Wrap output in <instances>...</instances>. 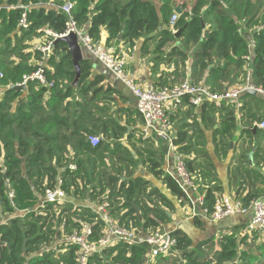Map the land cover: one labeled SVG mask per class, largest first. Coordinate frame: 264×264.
Returning a JSON list of instances; mask_svg holds the SVG:
<instances>
[{"label":"trees","instance_id":"1","mask_svg":"<svg viewBox=\"0 0 264 264\" xmlns=\"http://www.w3.org/2000/svg\"><path fill=\"white\" fill-rule=\"evenodd\" d=\"M66 2L0 0V264H78L79 247L66 239L79 233L82 225L93 228L90 243L104 235L103 223L90 206L107 204L109 215L120 226L141 236L154 234L170 223L168 214L173 208L168 199L158 188L149 189V181L132 177L137 165L119 141L134 132H128L129 128L122 126L119 119L109 116L108 107L100 106L102 93L109 102L113 95L120 96L119 92L109 83L106 88L98 87L106 81L102 74L89 80V59L80 62V78L76 87L72 86L75 72L67 55L68 46L58 40L66 32L67 16L48 6H63ZM69 2L75 26L93 44H102L103 31L107 34V47L120 41L132 49L145 36V43L155 40L153 72L163 63L184 62L191 53L199 75H204L203 84L194 83L220 94L225 87L218 82L229 80L230 74H244L243 68L248 65L250 85L264 92V16H260L264 1L257 4L251 0H196L190 11L182 12L174 22L172 29L182 30L180 44L168 54L165 47L177 41L170 28L175 0H159V9L152 0ZM23 16L26 29L19 25ZM242 25L245 29L241 31ZM245 33L252 35V47ZM36 39L41 40V47L52 43L47 56L31 44ZM38 70L52 85L50 88L32 81L26 83L23 91L9 89ZM167 86L160 80L153 88L161 90ZM184 102L188 104L186 97L181 105ZM206 106L213 108V104L204 103L203 110ZM233 123L231 118L223 122L222 134L232 131ZM183 129L177 132L172 144L196 195L203 198V209L211 214L217 202L215 193L221 192V188L201 180L215 169L208 154L192 145ZM90 136H101L96 147L89 144ZM127 138L130 140V136ZM134 148L142 166L182 207L187 204V195L162 170V158L154 151ZM198 158L201 163H197ZM70 165L75 170L69 169ZM128 169L126 177L132 178L122 181L121 176ZM252 174L253 182L262 187L254 186L246 193L240 202L244 208L264 197V176L256 171ZM57 188L64 192L65 199L61 203H42L45 192ZM81 200L85 202L79 204ZM88 202L96 206H87ZM192 223L201 229L198 217L192 218ZM170 235L175 240L172 254L149 264H264V232L253 230L240 235L220 230L196 244L181 229ZM147 261L144 244L118 242L102 250L101 255L90 257L88 264Z\"/></svg>","mask_w":264,"mask_h":264},{"label":"crops","instance_id":"2","mask_svg":"<svg viewBox=\"0 0 264 264\" xmlns=\"http://www.w3.org/2000/svg\"><path fill=\"white\" fill-rule=\"evenodd\" d=\"M120 1L122 3L126 2V0ZM195 1L196 0H175V9L180 7L181 14L182 12H189ZM152 2L157 9L160 8L159 0H152ZM177 32L178 31H172L173 35ZM245 37L251 45L253 43L252 35L250 33H245ZM106 38L107 34L103 31L102 46H105L104 40H106ZM145 39L146 36L137 41L132 49H129L120 41L119 43H112L110 47L105 46L106 48L113 49L116 55L125 58V73L137 87L141 89L153 87L154 84H157L160 80L161 83L166 82L168 85L179 84L185 80L203 84L204 75H199L191 59V53L186 61L181 62L177 60L169 64L163 63L159 65L156 72H153L152 67L155 57L154 48L156 41L152 40L145 43ZM176 39L177 41L175 43L165 47V54H168L172 47L180 44L178 41L179 38ZM34 41L39 43V46L37 45L35 47H41L42 42L40 39ZM81 53L83 59H89L91 62V75L89 80H92L97 75H101L103 68L97 61L89 57L82 50ZM148 59L149 62L147 64L146 62ZM210 68L212 67L208 69L210 70ZM243 71L245 72L244 74H240L236 77H232V74H230L229 80L219 81L218 83L223 85V89L225 87L224 91L228 89H241L247 82V79L248 82H250L251 70H249L248 65L244 66ZM208 75L209 72L205 73L206 77H208ZM77 82L75 85L73 83L72 86L74 88ZM108 83L110 84L106 79V81L101 83L98 87L101 86L106 88ZM1 92L2 90L0 89V93ZM0 96L2 95L0 94ZM106 98H108V96L102 93L101 100L103 101H100V106L108 107L109 116L111 115L112 118L119 119L122 126L129 128L128 132H134L132 135H125V137L119 141L137 165L135 170H132V177H140L149 181L152 184L149 189L154 187L158 188L172 205L173 211L168 214L170 223L165 226L166 232L171 233L176 229H181L193 240L194 244L215 236L220 230L234 231L240 235L249 232L248 226L252 219V211H248L245 214H235L218 222H212L198 217L202 222V227L201 229L195 228L192 223V208L190 203L188 202L182 207L180 202L172 196L169 190L148 172L147 167L142 166L134 148H143L156 152L157 157L162 158L161 167L164 173L175 175L174 164L166 151V144L153 130L149 131L148 134L143 133V122L136 110V103L132 105L130 101L122 97L121 94L120 96L113 95L111 97L112 100L109 102H107ZM75 99L78 100L77 97ZM75 99L71 101L74 103ZM120 109L127 110V112L119 113L118 111ZM166 114L168 117H173L170 121V132L173 138H175L177 132L184 128L182 131L187 132L190 143L199 146V148L203 149L210 157L215 172L209 177H203L201 181L210 184V186L221 188V192L215 193L217 202L227 199L232 205L240 204L241 199L252 187H262L258 182H253L252 173L256 171L264 176V131L258 127V124L264 119L263 94L258 93L256 96H252L244 93L236 100L222 102L218 106L213 104V108L206 106L204 110L203 105L194 107L184 102L180 106L179 111L176 112L172 110V107L169 105L166 107ZM230 118L234 121V129L229 131L228 134H222L223 122H229ZM127 123L129 126H127ZM254 127H256L255 132H253ZM129 136L130 140L127 138ZM98 138L102 139L101 136H98ZM139 139H141L142 142H139ZM110 144L113 145L112 142H110ZM197 163H201V159L198 158ZM123 169H126L125 165H123ZM129 172L130 169H128L123 176L125 179H128V181L132 178L126 177ZM122 181H124V178H122ZM238 190H241L239 194H237ZM189 196L195 199L197 195L190 192ZM259 200L264 202V197H261ZM91 210L93 211L94 208ZM199 211V208L195 210L197 213H199Z\"/></svg>","mask_w":264,"mask_h":264},{"label":"built area","instance_id":"3","mask_svg":"<svg viewBox=\"0 0 264 264\" xmlns=\"http://www.w3.org/2000/svg\"><path fill=\"white\" fill-rule=\"evenodd\" d=\"M48 6L67 16L66 32L59 38L74 33L81 50L97 61L102 68L108 69L114 77L121 80L131 90L132 95L136 99V110L143 122V133L148 134L149 131L153 130L166 144L167 152L171 157L175 169V175L171 176L175 179L179 188L187 195L191 203L192 218L202 217L212 222H218L235 214H245L248 211H252V219L248 226L249 232L253 230L264 232V202L261 200H255L248 208H244L240 204L232 205L227 199H223L216 202L213 212L209 214L203 209V198L201 196L197 195L195 199L189 196L190 192L196 194V188L186 172L183 161L178 157L176 148L172 144L173 137L170 132L169 117L166 114L167 106L170 105L172 110L176 111L181 106V101L185 97L188 99L190 106L197 107L204 103H211L218 106L222 102L236 100L248 89H255L259 94L263 95L264 92L261 89L251 86L248 79L241 89H232L220 94L213 93L209 88L189 80H185L179 84L169 85L161 90H156L153 87L141 89L126 75L124 57L116 55L111 48H106L101 44H93L91 39L82 30L77 29L71 16L72 4L69 0L63 6H55L53 4H48ZM22 9L26 10L25 8ZM178 16L174 14L172 17L170 22L171 29ZM19 25L22 29L27 28L24 16ZM172 31L175 30L172 29ZM54 38L57 39L58 37L54 36ZM51 45L52 43H49L45 47L37 48V50L44 54H49ZM250 46L252 47L253 43ZM42 74L43 72L38 70L30 76L23 77L20 85L25 86L28 82L37 81L50 88L52 85L46 83ZM258 127L264 131V119L258 124ZM88 142L92 147H96L99 144V138L97 136H90ZM69 169L75 170V166L70 165ZM64 199V192L57 188L53 191L47 190L42 203H61ZM106 206L107 204H102L96 206L93 210L104 226V235L97 242L90 243L88 240L93 234V228L90 225H82L79 233H75L66 239L67 242L79 247L78 264H88L90 257L101 255L102 250L114 246L118 242H123L128 245L144 244L147 249V264L155 261L157 258L172 254L175 240L169 232L160 234L159 230L150 235H138L136 232L129 231L120 226L118 221L112 219ZM197 208L200 209L199 213L195 212Z\"/></svg>","mask_w":264,"mask_h":264},{"label":"water","instance_id":"4","mask_svg":"<svg viewBox=\"0 0 264 264\" xmlns=\"http://www.w3.org/2000/svg\"><path fill=\"white\" fill-rule=\"evenodd\" d=\"M23 12L26 10L21 9ZM174 13L177 15L181 14V9L180 7H177L174 10ZM204 27V25H202ZM182 33V30H179L176 34L175 37L179 38ZM121 38H119L120 40ZM58 40L64 41L67 46H68V52L67 55L71 57L72 64L75 69V79H74V85L77 82V79L80 76V65L79 63L83 60V56L81 53V48L78 44L77 38L74 33H70L69 35L59 38ZM48 55V54H45ZM149 62V59L147 60V64ZM102 75L106 77V79L110 82L111 86L121 94L122 97L126 98L132 105L136 103L135 97L132 95L131 90L118 78L114 77L113 74L106 68H103ZM11 90H25V86L17 85V86H11L9 87ZM245 94H250L252 96H256L258 94V91L255 89H248L244 92ZM256 127L253 128V132H255ZM173 137V136H172ZM59 174L61 173V170L58 171ZM137 212V211H136ZM137 216H139V213L137 212ZM166 232L165 227L160 228V234H163ZM179 264H184V262H179Z\"/></svg>","mask_w":264,"mask_h":264},{"label":"rangeland","instance_id":"5","mask_svg":"<svg viewBox=\"0 0 264 264\" xmlns=\"http://www.w3.org/2000/svg\"><path fill=\"white\" fill-rule=\"evenodd\" d=\"M253 3H257V4H259V3H262L264 0H251ZM260 16H264V9L261 11V13H260ZM239 24V23H238ZM240 25V24H239ZM243 28L245 29V27L242 25V26H240V30L242 31L243 30ZM34 47L35 46H37L39 43H37V41H34V42H32L31 43ZM39 46V45H38ZM173 118V117H172ZM163 146V145H162ZM168 149H167V147H166V151H167ZM145 172V171H144ZM136 173V172H135ZM117 174V173H116ZM124 175H122V178H124V181L126 182V181H128V179H125V177H123ZM89 188H91V187H89ZM89 188L87 189V192H88V190H89ZM85 202V200H81L80 202H79V204H82V203H84ZM87 202V201H86ZM90 205H93V206H96V205H94V204H91V203H87V206H90ZM90 208L91 209H93V207H91L90 206ZM112 218V217H111ZM113 219V218H112ZM114 220H116V219H114ZM117 221V220H116ZM55 228V227H54ZM57 229H58V227H56ZM207 239V238H206ZM206 239H204V240H206ZM215 250H216V248H215ZM204 251V253H209V251L208 250H203Z\"/></svg>","mask_w":264,"mask_h":264}]
</instances>
